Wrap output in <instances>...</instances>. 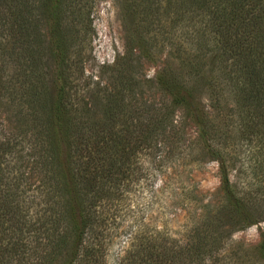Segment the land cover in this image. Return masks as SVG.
Segmentation results:
<instances>
[{
	"label": "trees",
	"instance_id": "1",
	"mask_svg": "<svg viewBox=\"0 0 264 264\" xmlns=\"http://www.w3.org/2000/svg\"><path fill=\"white\" fill-rule=\"evenodd\" d=\"M118 2L126 48L110 66L112 86L97 91L98 116L78 95L93 1L0 0V101L18 123L0 137V264H104L103 216L137 178L135 158L179 150L189 124L218 164L220 200L184 248L145 228L129 242L132 262L227 263L230 230L264 220V0ZM136 50L170 53L154 79L170 102L143 97ZM226 97L233 106L219 118ZM234 161L248 177L241 186ZM29 172L39 173L34 187ZM247 251L240 264L264 259V239Z\"/></svg>",
	"mask_w": 264,
	"mask_h": 264
},
{
	"label": "rangeland",
	"instance_id": "2",
	"mask_svg": "<svg viewBox=\"0 0 264 264\" xmlns=\"http://www.w3.org/2000/svg\"><path fill=\"white\" fill-rule=\"evenodd\" d=\"M92 1V31L84 51L85 85L78 95L82 96L80 103H87L99 116L101 98L97 91L104 86H112L110 66L126 48L124 23L127 18L118 0ZM135 53L139 56L140 78L149 80L143 89V97L151 102H170V96L160 90L154 81L165 63H174L170 53H159L155 59L140 56L138 50ZM203 99L208 105L207 100ZM232 106L230 97L223 99L217 111L219 118ZM17 124L16 110L5 101H0V137L11 136ZM197 132L198 127L189 124L185 139L179 142V150L171 151L173 145L168 144L162 145L154 156L137 155L133 164L136 167L133 177L137 178L122 193L123 199L117 200L103 216L102 226L107 242L104 264H134L131 254L127 253L129 242L132 239L136 242L140 240V234L145 228L149 231L159 230L166 245L172 243L184 248L192 235L193 224L201 217L210 216L205 208L219 202L222 195L218 164L201 142L196 140ZM227 149L235 153L232 145ZM23 159V169L28 170L31 166H26L28 156ZM232 163V181L241 186L248 177L240 170L238 161ZM25 176L32 186L37 185L38 172H29ZM236 229L230 230L222 249V254L234 256L227 257V263L220 261V264H240L243 251L253 252L264 239V220ZM180 264L190 263L182 259ZM254 264H264V259L257 257Z\"/></svg>",
	"mask_w": 264,
	"mask_h": 264
}]
</instances>
